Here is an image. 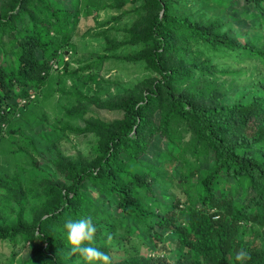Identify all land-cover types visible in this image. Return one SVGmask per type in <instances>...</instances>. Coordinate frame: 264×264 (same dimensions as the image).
<instances>
[{
	"label": "trees",
	"instance_id": "16d2710c",
	"mask_svg": "<svg viewBox=\"0 0 264 264\" xmlns=\"http://www.w3.org/2000/svg\"><path fill=\"white\" fill-rule=\"evenodd\" d=\"M147 1L152 11L148 25L143 32H133L129 42L145 46L123 57L144 63L158 77L150 80L139 99L118 98L112 109L121 110L122 117L100 134L94 160L65 165L61 171L70 181L67 186L48 177L49 185L42 189L44 210L31 223L23 219L24 209L13 210L9 216L13 223L0 224V240L30 242L34 248L31 264H70L71 245L64 225L91 217L97 229L92 246L108 255L116 233L119 237L139 231L151 235L155 226L167 233L148 256L130 255L112 264H236L235 254L242 249L250 254L245 264H264V83L258 92L250 89L233 102H225L228 90L216 84L201 86V75L193 76L214 67L204 68L193 57L197 52L186 46L199 43L212 54L243 52L246 58L263 62L264 48L241 41L233 33L234 16L228 26L222 14L211 22L195 20L173 12L167 0ZM0 2L1 135L16 117V102L28 98L31 89L46 85L56 46L50 31L65 32L69 13L60 6L26 19L30 0ZM217 2L224 7L239 4L246 13L243 18L256 20L264 33V0ZM250 6L253 9H246ZM156 138L166 145L157 155L160 164L172 167L174 173L161 178L160 167L148 169L157 178L151 180L128 164L146 167L143 158ZM191 147L198 161L201 149L213 153V159L210 167L180 173L179 185L188 196L183 205L174 192L157 190L173 184L177 174L173 156L180 155V172ZM13 181L15 187L20 185L19 177ZM13 181L3 182L2 191L26 204L23 191L14 197Z\"/></svg>",
	"mask_w": 264,
	"mask_h": 264
},
{
	"label": "rangeland",
	"instance_id": "374dc122",
	"mask_svg": "<svg viewBox=\"0 0 264 264\" xmlns=\"http://www.w3.org/2000/svg\"><path fill=\"white\" fill-rule=\"evenodd\" d=\"M147 2L50 0V4L47 0L40 3L30 0L26 19L61 6L68 10L69 24L65 32L50 31L56 46L49 62L51 69L46 85L39 90L31 89L28 98L15 101L16 117L4 126L0 135V224L13 223L9 216L16 209H24L23 219L33 222L44 210L46 200L42 189L49 185L50 179L67 186L70 181L63 175L62 168L69 163L75 166L87 164L98 155L102 139L100 134L105 133L108 124L115 123L122 117L121 110L112 109L118 98L124 96L139 99L148 90L150 80L158 77L144 63L130 62L123 57L132 55L145 46L131 45L129 42L133 38V32H143L148 25L152 11L148 9ZM167 2L173 12L190 15L195 20L211 22L219 14L227 20L228 26L235 20L232 31L241 41L264 48V33L258 29V22L243 18L246 13H243L237 3L224 7L217 0ZM246 9H253V6ZM231 18L233 19L230 20ZM2 48L0 46V59ZM186 48L197 52L193 57L199 60L198 63H204V68L214 67L207 73L196 71L193 76L201 75V86L216 84L222 91L228 90L225 102H233L250 89L258 92L260 83H264V62L260 58H246L243 52L237 56L222 52L212 54L199 43ZM242 58L245 60L241 61ZM225 71L228 73L225 74ZM179 85L181 88L185 86L181 83ZM249 98L247 96L244 100ZM155 115L157 117L159 112L156 111ZM89 124L92 126L87 130ZM165 150V142L156 138L143 158L148 165L140 168L129 163L128 167L141 171L151 180L157 178L148 169L160 167V177L169 178L170 172L174 173L173 168L162 166L160 158H157ZM192 150L194 151V147L186 151L180 172L181 163L177 161L180 160V155L173 156V162L177 163L173 184L157 190L159 193L174 192L183 205H186L188 196L179 185L180 173H189L194 167L200 170L210 167L213 159V153L208 151L205 154L201 149L198 154L200 162ZM18 177L20 185L15 187L13 179ZM7 179L13 181L11 187L14 189V197L23 191L26 204L10 197L5 190L2 191V183ZM116 234L109 254L111 260L136 254L148 256L161 243L158 240L163 241L167 237V233L156 226L151 235L139 231L138 234L133 232V236H126L121 230L119 234L124 237ZM71 247L68 251L70 264H85L84 258L79 253H73ZM33 255L34 248L28 241L12 243L0 240V264H31Z\"/></svg>",
	"mask_w": 264,
	"mask_h": 264
},
{
	"label": "clouds",
	"instance_id": "9594fccd",
	"mask_svg": "<svg viewBox=\"0 0 264 264\" xmlns=\"http://www.w3.org/2000/svg\"><path fill=\"white\" fill-rule=\"evenodd\" d=\"M64 228L72 252L79 253L84 258L85 264H112L108 254L92 246L97 229L91 217L68 220ZM108 240H111V236ZM234 259L236 264H245L250 259V254L242 249L235 254Z\"/></svg>",
	"mask_w": 264,
	"mask_h": 264
}]
</instances>
